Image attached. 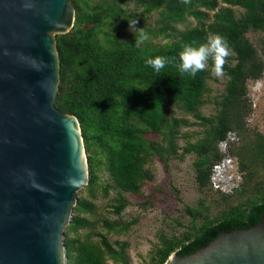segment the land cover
Masks as SVG:
<instances>
[{
    "label": "trees",
    "instance_id": "trees-1",
    "mask_svg": "<svg viewBox=\"0 0 264 264\" xmlns=\"http://www.w3.org/2000/svg\"><path fill=\"white\" fill-rule=\"evenodd\" d=\"M70 1L73 24L65 33L54 35L58 81L53 105L78 121L87 164L84 190L89 198H76L63 231L65 263L104 264L106 257L113 261L123 259V243L112 246L100 232L85 234L81 239L69 237L72 231L89 224L80 213L90 214L94 209L93 191L98 185L96 163L106 170L110 179V183L98 185L103 196L109 189L118 193L136 191L151 177L145 167L150 157L155 155L166 161L178 148L176 127L183 120L170 114L169 108L174 106L184 113L194 112L195 122L207 126L200 141L181 148L183 152L197 153L193 162L194 179L199 187L206 185L211 167L221 158L215 144L225 139L232 126L242 127L240 112L246 101L245 80L258 78L262 70L263 64L244 33L249 29L264 30V0H191L187 5L181 0H137L142 6L139 12L128 11L119 4L121 0ZM230 6L240 7L242 13L235 16ZM152 11L158 14L155 25L142 27L141 22ZM187 16L195 24L178 30L175 25ZM129 20H136L137 29L144 28L151 37L167 40H148L136 47L137 29L131 37L122 38L108 31L112 22L125 27ZM209 32L227 37L235 62L227 61L224 65L227 79L215 113L203 116L195 112L206 91L207 72L197 73L195 77L181 73L176 67L177 59L157 74L144 61L157 55L177 57L185 43L198 45ZM148 133L158 135L159 141L149 140L145 136ZM255 155L264 158V138L260 135ZM263 203L264 198L237 204L193 226L180 240L163 238L153 264H162L171 252L179 251L218 223L229 219L243 221L254 206ZM124 205V200L117 198L110 205L111 212L118 214ZM188 212L195 216L194 211ZM130 223L104 221L102 226L107 232L118 234ZM92 234L97 240L89 239Z\"/></svg>",
    "mask_w": 264,
    "mask_h": 264
},
{
    "label": "water",
    "instance_id": "water-1",
    "mask_svg": "<svg viewBox=\"0 0 264 264\" xmlns=\"http://www.w3.org/2000/svg\"><path fill=\"white\" fill-rule=\"evenodd\" d=\"M73 18L70 0H0V264H65L63 231L87 183L78 121L53 105L54 35ZM162 264H264V203Z\"/></svg>",
    "mask_w": 264,
    "mask_h": 264
},
{
    "label": "rangeland",
    "instance_id": "rangeland-1",
    "mask_svg": "<svg viewBox=\"0 0 264 264\" xmlns=\"http://www.w3.org/2000/svg\"><path fill=\"white\" fill-rule=\"evenodd\" d=\"M121 1L119 4L130 12H139L142 9L137 0ZM230 8L235 16L242 13L240 7ZM157 18V11H152L141 22V26L152 27ZM194 24L195 20L187 16L175 27L181 30ZM136 28L132 31L129 25L123 27L120 22H112L108 31L115 32L122 38L131 37ZM149 37L152 42L167 40L150 35ZM244 37L254 48L257 59L262 62V70L258 78L245 80L246 101L240 112L243 115L242 123L240 122L242 127L232 126L225 139L215 144L221 158L211 167L206 185L199 187L194 179L193 162L197 153L183 152L181 148L200 141L207 126L195 122L192 116L194 112L184 113L174 106L169 108L170 114L183 120L176 127L175 142L178 148L166 161H161L155 155L150 157L145 167L151 177L142 182L136 191L118 193L117 190L109 189L107 195L103 196L98 185L110 183V179L106 170L96 163L94 170L98 176V185L93 191L94 209L90 214L80 213L89 224L72 231L69 237L81 239L85 234L100 232L112 246L123 243V259L113 261L106 257L104 264H153L163 238L180 240L191 232L193 226L213 219L232 206L264 198V158L255 155L258 135L264 138V30L249 29ZM228 61L230 64L235 62L233 53ZM226 79V74L217 79L207 72L206 91L195 113L203 116L215 113ZM145 136L154 142L159 141L156 134L148 133ZM84 187L85 185L76 192V198H89ZM117 198L124 200L125 205L118 214H114L110 205ZM188 210L194 211L195 216L191 217ZM104 221L131 223L125 230L114 234L112 231L107 232L102 226ZM89 239L97 240V237L92 234Z\"/></svg>",
    "mask_w": 264,
    "mask_h": 264
},
{
    "label": "clouds",
    "instance_id": "clouds-1",
    "mask_svg": "<svg viewBox=\"0 0 264 264\" xmlns=\"http://www.w3.org/2000/svg\"><path fill=\"white\" fill-rule=\"evenodd\" d=\"M185 5L190 4L191 0H181ZM136 20H129L130 30L136 28ZM137 29V28H136ZM150 39L149 34L144 28H139L135 32V46L139 47ZM233 49L226 36L209 32L205 40L198 45L195 43H185L179 51L177 57H166L157 55L145 58V65L152 68L157 74L169 63L178 59L176 67L179 72L187 73L195 77L197 73L209 72L213 78H223L225 75L224 65L232 55Z\"/></svg>",
    "mask_w": 264,
    "mask_h": 264
}]
</instances>
